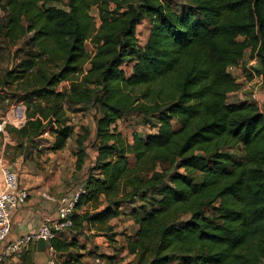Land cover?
<instances>
[{"label": "trees", "instance_id": "obj_1", "mask_svg": "<svg viewBox=\"0 0 264 264\" xmlns=\"http://www.w3.org/2000/svg\"><path fill=\"white\" fill-rule=\"evenodd\" d=\"M173 2L0 0V61L5 40L25 51L0 77V87L25 91L26 121L8 131L29 142L48 132L58 151L74 133L68 112L96 109L97 156L69 229H111L112 218L136 205L131 264H264V112L249 98L230 101L238 82L229 70L250 51L264 74V0ZM146 18L141 46L137 26ZM129 111L153 118L157 133L127 141L116 123ZM91 136L87 129L77 137L80 169ZM240 145L244 155L232 158L228 149ZM162 161L173 170H155ZM77 237L50 242L54 264H89L83 258L94 255L79 253Z\"/></svg>", "mask_w": 264, "mask_h": 264}, {"label": "rangeland", "instance_id": "obj_2", "mask_svg": "<svg viewBox=\"0 0 264 264\" xmlns=\"http://www.w3.org/2000/svg\"><path fill=\"white\" fill-rule=\"evenodd\" d=\"M65 1L60 0V3L56 4L64 6ZM173 1V6L179 8L188 0ZM92 14L96 17V25L98 26L100 20L96 8L92 10ZM2 15V9L0 8V17ZM150 28L151 24L147 18L137 26L136 34L139 45L143 46L146 43ZM2 46L4 58L0 61V77L7 70L13 69L20 59L25 57L24 45L22 46L21 42L13 46L5 40ZM95 47L91 41L86 43L89 53H94ZM254 60L258 62L259 59L256 55L253 57L252 53L248 51L243 62L231 70V72L237 78V90L243 91L246 94H251L254 90L258 91L261 98L260 101L255 102L258 103L261 111L264 112V100H261L264 97V74H259L254 68L256 65ZM132 65L133 63L129 62L123 66L128 76L132 74ZM88 67L89 63L87 62L85 63V68L87 69ZM64 85H68V82H63L59 88ZM24 92L23 87L18 85H9L5 88L0 87V124L6 121L4 129L0 131V190L3 188V170L5 168L16 170L19 176L20 187L27 188L31 193L46 191L59 195L79 189L81 182L88 176L94 166L97 156V151L92 144V137L96 131V118L99 116V113L93 107H83L81 109L85 108V110L78 112L69 111V121H71L70 124L74 128V133L69 138L64 149L53 151L51 146L54 138L51 134H44L33 142H29L24 139H18L13 132L8 131V126L14 125L20 127L26 121L25 102L20 100ZM230 101H237V97L231 94ZM116 126L130 143L133 142L135 135L146 137L158 131V126H156V121L153 118L143 117L137 111L125 112L122 118L117 121ZM176 127L179 126L176 125ZM87 129L91 132L92 136L85 142L87 145V156L84 165L80 169L77 166V137ZM228 152L234 159H240L244 155L243 146L241 145L228 149ZM129 161L131 167L134 168L136 158L133 154L129 156ZM154 167L155 170L171 171L174 166L169 162L162 161L158 162ZM141 171L149 172L148 167ZM136 204L138 205L139 203L137 202ZM135 206L134 204L126 205L123 210L124 214L112 218L108 222L112 227L111 229L106 228V226L89 227L86 225V228L82 232L67 229L63 233L68 237H72L74 234L78 235L77 240L85 246V248L79 250V253H93V257L87 256V258H83V261L86 263L99 264L97 262L99 255L106 254L109 256L114 255L115 259H117L115 262L111 261L108 264H130L134 256L128 253L126 244L128 237L133 235L138 228L129 214L131 208ZM88 210L93 212L94 207H88ZM63 233L61 234L63 235ZM100 264L103 263L100 262Z\"/></svg>", "mask_w": 264, "mask_h": 264}, {"label": "built area", "instance_id": "obj_3", "mask_svg": "<svg viewBox=\"0 0 264 264\" xmlns=\"http://www.w3.org/2000/svg\"><path fill=\"white\" fill-rule=\"evenodd\" d=\"M254 62L255 64L257 63L256 60ZM234 68L236 66H230L229 70L231 71ZM233 95L237 97V100L249 98L258 102L261 98V95L256 90L252 91L251 94L236 90ZM262 98L261 100H264V97ZM5 123L6 121L0 124V131L4 129ZM45 134L49 133L46 132ZM3 175L4 183L3 188L0 190V264H12L9 256L22 251L31 244L37 245V241L41 238L47 241L46 250L49 253L48 264H54V250L50 246V242L58 237L60 233L73 227L72 215L76 211V204L80 194L84 192L83 187L74 189L70 193L59 195L44 191L42 196L55 204L57 216L54 218L47 215L36 231L30 232L16 241L9 243L6 249L2 250L4 242L12 231L14 212L27 204L31 194L27 188L20 187L19 176L16 170L5 168Z\"/></svg>", "mask_w": 264, "mask_h": 264}, {"label": "crops", "instance_id": "obj_4", "mask_svg": "<svg viewBox=\"0 0 264 264\" xmlns=\"http://www.w3.org/2000/svg\"><path fill=\"white\" fill-rule=\"evenodd\" d=\"M42 193L43 192L31 193L27 204L14 212L12 231L4 242L2 250H5L9 243L16 241L30 232L36 231L47 215L54 218L57 216L55 204L45 199ZM48 259V251L45 249V251L39 252L37 250V245L33 244L9 256V260L12 264H48ZM116 260L117 259L114 261ZM97 262H99V264L100 262L106 264L104 259L100 260L98 258Z\"/></svg>", "mask_w": 264, "mask_h": 264}, {"label": "water", "instance_id": "obj_5", "mask_svg": "<svg viewBox=\"0 0 264 264\" xmlns=\"http://www.w3.org/2000/svg\"><path fill=\"white\" fill-rule=\"evenodd\" d=\"M46 246H47V241L45 240V239H39L38 241H37V250L39 251V252H43V251H45V249H46Z\"/></svg>", "mask_w": 264, "mask_h": 264}]
</instances>
